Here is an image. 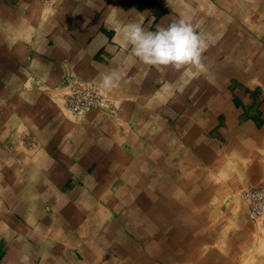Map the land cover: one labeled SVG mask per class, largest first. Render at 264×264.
<instances>
[{"label": "crops", "instance_id": "0c3cea01", "mask_svg": "<svg viewBox=\"0 0 264 264\" xmlns=\"http://www.w3.org/2000/svg\"><path fill=\"white\" fill-rule=\"evenodd\" d=\"M181 15L215 38L203 71H160L114 42ZM68 78L114 109L67 110ZM144 168L164 172L168 264H264V222L240 200L264 182V0H0V264H105Z\"/></svg>", "mask_w": 264, "mask_h": 264}, {"label": "rangeland", "instance_id": "374dc122", "mask_svg": "<svg viewBox=\"0 0 264 264\" xmlns=\"http://www.w3.org/2000/svg\"><path fill=\"white\" fill-rule=\"evenodd\" d=\"M112 104V108H110L109 110L114 109L115 106L113 101ZM32 138H35L37 140V138L34 136L26 138L25 140L30 147L33 146L31 144ZM114 168L116 169H111V172H105V180L109 178L110 181L113 180L112 182L116 188L119 184H121V182L117 178H120L122 174L120 172L121 169H117V167ZM132 168V166L129 167L127 171L133 172ZM108 170L105 169V171ZM136 171L140 172L141 169H137ZM154 172L155 173H150L147 168L142 169V175H139V179H136L139 180L137 182L140 183L137 186H140L142 189L140 198L136 197L138 200H129L126 202L125 207L114 210L115 215H113L112 217L113 224L119 222L118 224H121L119 226L121 232L118 233V236H116V239L118 238L117 241H119V243L116 241L110 244L112 245L110 248H105V257L111 256L109 259L105 258V264H137V258L135 259V257H138L139 255V258L141 257V259H143L144 261H148L152 258L150 264H168V256L171 258L172 250L168 249L169 252L167 251L165 238L166 233L164 232L167 209V203L166 201H164L165 186H163L162 182V175L164 174V172H157V170H154ZM151 185H153L154 187L156 186L155 190L151 189ZM106 186L107 185L105 184V187ZM242 189L240 190V192L242 191ZM151 194H154V196H157L158 194L157 203L154 205H151ZM240 200L242 204L241 206L245 208V205H247V203L242 197L240 198ZM154 211L159 212L158 217H156ZM107 226L111 227V225L109 224H107ZM170 258L169 260H171ZM154 259L156 260L154 261ZM147 264L149 263L147 262Z\"/></svg>", "mask_w": 264, "mask_h": 264}, {"label": "clouds", "instance_id": "9594fccd", "mask_svg": "<svg viewBox=\"0 0 264 264\" xmlns=\"http://www.w3.org/2000/svg\"><path fill=\"white\" fill-rule=\"evenodd\" d=\"M114 42L123 48L131 47L134 57L157 70L171 68L181 77L193 71H203V53L215 43L212 34L198 31L190 19L181 15L167 26L158 25L155 30H147L140 23H129L119 31ZM123 73L112 70L102 74L106 88L118 87Z\"/></svg>", "mask_w": 264, "mask_h": 264}, {"label": "built area", "instance_id": "2783aa9c", "mask_svg": "<svg viewBox=\"0 0 264 264\" xmlns=\"http://www.w3.org/2000/svg\"><path fill=\"white\" fill-rule=\"evenodd\" d=\"M42 1L55 7L59 0ZM65 85L68 88L64 94V106L70 112L84 114L95 108H112L111 99L94 84L68 78ZM31 140V144L37 146V140ZM240 195L248 205L250 219L264 222V182L243 188Z\"/></svg>", "mask_w": 264, "mask_h": 264}, {"label": "bare ground", "instance_id": "6f19581e", "mask_svg": "<svg viewBox=\"0 0 264 264\" xmlns=\"http://www.w3.org/2000/svg\"><path fill=\"white\" fill-rule=\"evenodd\" d=\"M137 168V167H136ZM140 168V167H139ZM155 168V167H154ZM142 171V170H141ZM184 171V170H183ZM155 184V183H154ZM34 187V186H33ZM144 189V188H143ZM134 191H135V189H134ZM165 201V200H164ZM150 202V201H149ZM139 210V209H138ZM138 212V211H137ZM45 213V212H44ZM59 215V214H58ZM175 215V214H174ZM51 216V215H50ZM138 216V215H137ZM40 218V217H39ZM58 218V217H57ZM172 219V218H171ZM4 220V219H3ZM6 221V220H5ZM37 221V220H36ZM44 221V220H43ZM14 222V221H13ZM132 222V221H131ZM134 222V221H133ZM2 223V222H1ZM110 223V222H109ZM108 223V224H109ZM119 223V222H118ZM136 223V222H135ZM36 224V223H35ZM40 224V223H39ZM174 224V223H173ZM18 225V224H17ZM110 225H111V223H110ZM121 225V224H120ZM142 225V224H141ZM4 226V225H3ZM43 226V225H42ZM47 226V225H46ZM116 226V225H115ZM172 226V225H171ZM113 227V226H112ZM111 227V228H112ZM176 227V226H175ZM178 227V226H177ZM108 228V227H107ZM51 229V228H50ZM49 229V230H50ZM56 229V228H55ZM107 230V229H106ZM166 230V229H165ZM167 230H169V229H167ZM17 231V230H16ZM42 231V230H41ZM46 231V230H45ZM118 231V230H117ZM170 231V230H169ZM70 233H71V231H70ZM167 233V232H166ZM114 234V233H113ZM40 235V234H39ZM109 235V234H108ZM52 236V235H51ZM84 236V235H83ZM170 236V235H169ZM116 237V236H115ZM66 240V239H65ZM117 240H118V238H117ZM169 240V239H168ZM50 241V240H49ZM53 241V240H52ZM68 241V240H67ZM81 241V240H80ZM106 241V240H105ZM121 242V241H120ZM48 243V242H47ZM119 243V242H118ZM127 243V242H126ZM170 243V242H169ZM168 243V244H169ZM168 244H166V245H168ZM88 245V244H87ZM90 248V247H89ZM14 249V248H13ZM54 249V248H53ZM16 250V249H15ZM87 250V249H86ZM69 251H70V249H69ZM167 251H168V249H167ZM34 252V251H33ZM86 252V251H85ZM169 252V251H168ZM49 254L51 253V252H48ZM53 253V252H52ZM163 253V252H162ZM129 254V253H128ZM46 255V254H45ZM63 256V255H62ZM116 256V255H115ZM18 257V256H17ZM153 257V256H152ZM72 259H73V257H72ZM71 259V260H72ZM152 259V258H151ZM156 259H154V261H155ZM36 261V260H35ZM45 262V261H44ZM52 262V261H51ZM66 262V261H65ZM48 264H50V263H48ZM107 264V263H106ZM112 264V263H111Z\"/></svg>", "mask_w": 264, "mask_h": 264}]
</instances>
